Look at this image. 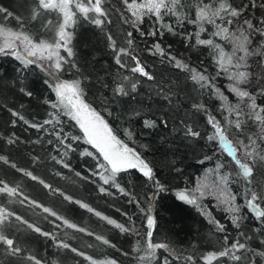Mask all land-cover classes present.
<instances>
[{
	"label": "trees",
	"instance_id": "1",
	"mask_svg": "<svg viewBox=\"0 0 264 264\" xmlns=\"http://www.w3.org/2000/svg\"><path fill=\"white\" fill-rule=\"evenodd\" d=\"M100 1L63 76L150 173L113 170L55 80L0 50V264H264V160L245 177L212 125L264 156V0ZM33 12L0 0L30 37Z\"/></svg>",
	"mask_w": 264,
	"mask_h": 264
},
{
	"label": "rangeland",
	"instance_id": "2",
	"mask_svg": "<svg viewBox=\"0 0 264 264\" xmlns=\"http://www.w3.org/2000/svg\"><path fill=\"white\" fill-rule=\"evenodd\" d=\"M163 0H143L129 4L130 13L156 12ZM19 8L29 9L31 14L37 16L38 25L35 27L34 36L15 29L19 25L10 26L0 24V50L11 49L28 62H33L43 68L55 81L56 93L63 102H67L65 94H76L80 97L84 108L88 109L91 116L98 115L83 101L78 87L63 75L67 69V62L71 55L70 34L75 23L81 18L87 17L98 22L104 17V11L100 0H37V7L32 0H15ZM17 23V22H16ZM226 66L227 61H223ZM64 78H60V77ZM237 95L242 92L236 88L231 89ZM226 99V98H224ZM223 99V100H224ZM225 101V100H224ZM215 135L220 145L237 162L245 177H249L257 161L264 160V156L249 148L242 142H233L228 136V129L219 120L212 121ZM126 148L128 146L125 145ZM239 154L243 157V163L239 160ZM186 194L182 193V197ZM256 201V197H254ZM263 209L264 205L256 201ZM3 212L0 211V217Z\"/></svg>",
	"mask_w": 264,
	"mask_h": 264
},
{
	"label": "water",
	"instance_id": "3",
	"mask_svg": "<svg viewBox=\"0 0 264 264\" xmlns=\"http://www.w3.org/2000/svg\"><path fill=\"white\" fill-rule=\"evenodd\" d=\"M68 103L73 107L77 122L107 164L115 171L136 167L150 173L147 162L133 149L126 148L123 142L107 128L99 115L91 116L84 108L80 97L76 94H65ZM249 207L256 218L264 217V209L253 199H249ZM153 220L149 223V234H152Z\"/></svg>",
	"mask_w": 264,
	"mask_h": 264
}]
</instances>
